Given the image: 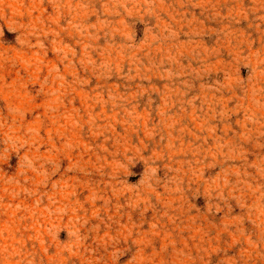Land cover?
<instances>
[{
  "label": "rangeland",
  "instance_id": "374dc122",
  "mask_svg": "<svg viewBox=\"0 0 264 264\" xmlns=\"http://www.w3.org/2000/svg\"><path fill=\"white\" fill-rule=\"evenodd\" d=\"M0 264H264V0H0Z\"/></svg>",
  "mask_w": 264,
  "mask_h": 264
}]
</instances>
